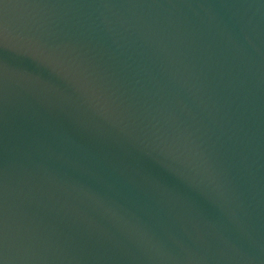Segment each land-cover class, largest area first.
I'll use <instances>...</instances> for the list:
<instances>
[{
  "label": "water",
  "instance_id": "obj_1",
  "mask_svg": "<svg viewBox=\"0 0 264 264\" xmlns=\"http://www.w3.org/2000/svg\"><path fill=\"white\" fill-rule=\"evenodd\" d=\"M0 264H264V0H0Z\"/></svg>",
  "mask_w": 264,
  "mask_h": 264
}]
</instances>
